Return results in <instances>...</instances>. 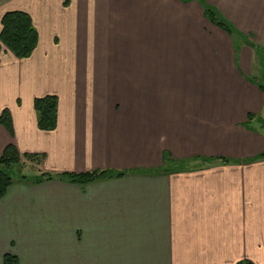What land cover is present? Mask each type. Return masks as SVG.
<instances>
[{
    "label": "crops",
    "instance_id": "0c3cea01",
    "mask_svg": "<svg viewBox=\"0 0 264 264\" xmlns=\"http://www.w3.org/2000/svg\"><path fill=\"white\" fill-rule=\"evenodd\" d=\"M203 1L264 51V0ZM8 10L30 15L38 42L27 58L1 46L0 155L13 145L35 175L127 173L15 180L0 264H264V128L245 126L264 110L253 48L198 0H7L0 19ZM48 94L57 122L41 130L32 102ZM168 158L185 166L155 171Z\"/></svg>",
    "mask_w": 264,
    "mask_h": 264
},
{
    "label": "trees",
    "instance_id": "16d2710c",
    "mask_svg": "<svg viewBox=\"0 0 264 264\" xmlns=\"http://www.w3.org/2000/svg\"><path fill=\"white\" fill-rule=\"evenodd\" d=\"M68 0H64V4H67ZM188 1V0H182ZM202 5L205 17L214 25L223 29L229 35L239 37L245 44H248L254 49L258 63L260 65L262 76L264 77V51L257 46L253 41L249 40L246 35L237 30L229 20H227L214 6L203 3L202 0H198ZM0 49L1 46L5 47L8 51L13 53L18 58L29 57L37 46L38 32L32 23L31 17L28 13L21 10H8L5 11L0 19ZM256 83V82H254ZM258 88L264 92V79L258 81ZM57 102L58 99L55 95L48 94L40 97L33 98V109L36 113L37 127L41 130H52L56 126L57 122ZM255 116L248 114L247 122L245 126L250 128V121ZM0 124L3 125L9 133L12 132V125L10 115L7 109H3L0 113ZM260 125L264 128V116L260 118ZM264 151L260 152L256 158H263ZM208 160V159H205ZM221 160L228 162L229 159L222 158ZM20 161L19 154L15 150L14 146L9 144L5 147L4 151L0 155V197L3 196L7 188L15 181L9 174L8 169L18 164ZM186 161H176L173 159L165 160V165L161 166L155 171H169L180 169L185 166ZM171 166V167H169ZM127 172L124 170L115 169H97L80 173L69 172H40L39 174L28 178L33 183H40L46 180L58 179L79 185H84L89 182L111 177H122ZM17 180H27L25 175H20ZM1 264H18L17 258L14 255L6 253L3 255ZM235 264H254L248 259L237 261Z\"/></svg>",
    "mask_w": 264,
    "mask_h": 264
},
{
    "label": "rangeland",
    "instance_id": "374dc122",
    "mask_svg": "<svg viewBox=\"0 0 264 264\" xmlns=\"http://www.w3.org/2000/svg\"><path fill=\"white\" fill-rule=\"evenodd\" d=\"M6 2H7V0H0V7L3 4H5ZM203 3H205V1H203ZM255 79L258 81H263L264 77L262 76L261 71L255 76ZM263 116H264V110L260 113L259 116H255L256 122L260 123V118H262ZM169 167H171V166H169ZM8 172L12 176V178L15 180H17L20 175H25L28 179V178L33 177L36 174V169L34 166H32L30 164L18 163V164L12 165L8 169Z\"/></svg>",
    "mask_w": 264,
    "mask_h": 264
}]
</instances>
